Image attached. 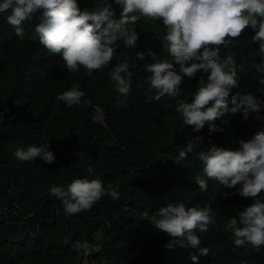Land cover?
<instances>
[{
  "label": "trees",
  "instance_id": "16d2710c",
  "mask_svg": "<svg viewBox=\"0 0 264 264\" xmlns=\"http://www.w3.org/2000/svg\"><path fill=\"white\" fill-rule=\"evenodd\" d=\"M81 8L110 4L113 0H78ZM10 11V10H9ZM39 13L24 22L21 37L0 13V264H194L191 246L165 247L172 237L155 229L147 216L168 202L183 200L189 205L211 203L216 223L199 232L201 244L210 251L199 264H264V245H235L226 221L252 202L234 187L208 178L205 191L195 176L203 173L201 151L212 144L239 147L264 129V112L226 113L218 119L223 131L209 133L207 124L194 130L184 125L175 111V99L167 96L146 101L150 74L146 68L152 57L140 60L136 51L154 49L161 58L171 59L157 33L166 31L162 19L141 16L137 47L122 40L110 67L119 60L134 64L135 75L126 107H117V91L108 67L91 74L68 70L60 54L51 53L40 41L35 25ZM254 29L246 26L239 37L231 38L229 49L244 64L240 86L233 91H253L264 95L257 65L264 61L259 43L252 40ZM185 76L184 98L191 100L200 76ZM85 90L84 103L67 105L57 94L73 84ZM155 91V90H153ZM100 112L105 116L103 121ZM200 135L201 142L191 138ZM57 159L48 163L39 158L23 161L15 156L17 146L46 143ZM186 142L196 146L188 157H175ZM99 174L105 185H120L119 199L105 194L90 209L68 214L62 200L48 189L66 184L74 177ZM87 242V247L78 245Z\"/></svg>",
  "mask_w": 264,
  "mask_h": 264
},
{
  "label": "clouds",
  "instance_id": "9594fccd",
  "mask_svg": "<svg viewBox=\"0 0 264 264\" xmlns=\"http://www.w3.org/2000/svg\"><path fill=\"white\" fill-rule=\"evenodd\" d=\"M113 2L119 6V12L110 4L81 8L78 0H0V13H7L8 22L15 26V32L21 37L25 33L24 22L39 13L35 31L41 43L51 53L62 55L68 70L78 72L84 66L91 74L95 69L108 67V75L118 93L117 107L127 106L135 75L134 64L128 59L109 66L120 47L118 41L136 48L141 35L137 22L141 16L162 19L166 31L156 36L162 39L171 59L161 58L150 47L136 51L140 60L149 55L152 57V62L146 64L150 73L146 101L165 96L174 98L175 111L182 117L184 125L200 130L207 124L209 133L223 131L216 121L223 119L226 113L241 112L243 119H247L252 112L258 116L264 112V95L233 91L240 86L244 64L238 63L230 49L221 54L231 43V38L239 37L246 26L255 30L252 40L259 43L258 51L264 54V0ZM257 67L261 73L260 82L264 84V61ZM198 72L207 74V78L201 75L192 99H186L182 88L184 77H195ZM85 95V90L75 83L59 92L56 98L71 106L84 103ZM100 113L104 121L105 116ZM3 118L4 114L0 113V119ZM191 139L201 142L202 137L197 135ZM195 146L193 142H186L175 160L179 162L188 157ZM14 154L23 161L39 158L51 163L57 159L49 139L46 143L17 146ZM199 158L203 161L204 174L195 179L201 189L206 191L208 178H215L226 187H234L242 196L252 198V202L237 210L225 226L231 231L235 245L251 243L259 251L264 245V129L255 132L251 138L241 137L237 148L212 144L207 151L199 153ZM88 171V175L74 177L66 184H52L48 189L56 199L62 200L68 214L90 209L105 194L113 199L122 195L119 184L106 186L99 174L91 175L95 171L94 165L89 164ZM215 215L211 203L200 206L176 200L147 216L155 229L172 237L165 247L191 246L195 250L190 258L194 264H199L201 255L208 254L210 248L201 244L197 229L207 231L217 222ZM78 246L87 247V242Z\"/></svg>",
  "mask_w": 264,
  "mask_h": 264
},
{
  "label": "rangeland",
  "instance_id": "374dc122",
  "mask_svg": "<svg viewBox=\"0 0 264 264\" xmlns=\"http://www.w3.org/2000/svg\"><path fill=\"white\" fill-rule=\"evenodd\" d=\"M101 116H102V114L100 113L98 117H101Z\"/></svg>",
  "mask_w": 264,
  "mask_h": 264
},
{
  "label": "water",
  "instance_id": "95a60500",
  "mask_svg": "<svg viewBox=\"0 0 264 264\" xmlns=\"http://www.w3.org/2000/svg\"><path fill=\"white\" fill-rule=\"evenodd\" d=\"M104 118V121H105V117H103Z\"/></svg>",
  "mask_w": 264,
  "mask_h": 264
}]
</instances>
